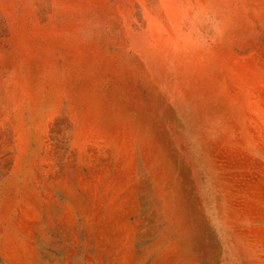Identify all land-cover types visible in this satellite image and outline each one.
<instances>
[{
    "label": "rangeland",
    "instance_id": "obj_1",
    "mask_svg": "<svg viewBox=\"0 0 264 264\" xmlns=\"http://www.w3.org/2000/svg\"><path fill=\"white\" fill-rule=\"evenodd\" d=\"M0 264H264V0H0Z\"/></svg>",
    "mask_w": 264,
    "mask_h": 264
}]
</instances>
